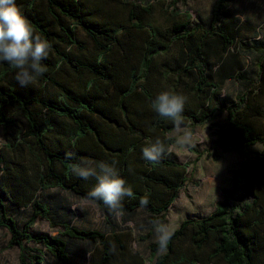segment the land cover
I'll list each match as a JSON object with an SVG mask.
<instances>
[{
	"label": "trees",
	"instance_id": "trees-1",
	"mask_svg": "<svg viewBox=\"0 0 264 264\" xmlns=\"http://www.w3.org/2000/svg\"><path fill=\"white\" fill-rule=\"evenodd\" d=\"M177 2L174 0L173 6ZM16 4L35 32L51 45L54 55L42 61L45 72L36 77L43 86L29 92L21 90L17 81L6 86L8 78L16 76V69L0 62V129L6 151L0 154L3 192L11 203L32 210L20 228L0 196V229L10 235L8 248L20 249V264H46V255L55 263L69 264L64 237L95 245L89 264H146L143 256L131 249V235L127 233L105 234L71 224H65L64 231L55 236H33L30 231L39 218L52 220L49 207L37 200L40 192L60 189L94 202L87 194L97 184L96 178L83 179L72 168L99 162L114 163L126 186L133 190V196L122 201L121 215L143 208L151 224L153 220L166 223L167 213L187 183L190 164L173 160L170 151L158 163L142 157V149L157 138L166 149L177 141L170 136L174 132L172 122L161 118L152 105L162 91H174L186 98L183 117L191 134L210 126L214 140L208 157L214 161L219 160L218 152L247 155L257 145L263 149L254 153L251 164L233 173L232 188L223 191L222 201L210 215L180 224L165 254L157 251V242L150 243V261L264 264V47L238 43L228 32L238 20L230 11L229 0H215L209 28H190L191 15L179 21L177 13H172L166 35L146 25L154 11L149 0H124L130 30H151V38L141 47L139 62L130 67L127 58L121 65L108 58L113 47L121 45L124 25L97 20V9L87 0H16ZM78 28L93 43L90 53L78 38ZM176 42L183 45L181 62L175 67L159 66L156 58L168 53ZM210 43H217L224 52L233 48L240 54L245 49L259 53L255 78L229 106L220 104L223 83L236 77L230 70H217L207 52ZM62 67L69 68L78 79V89L57 78ZM124 72L126 85L120 82ZM12 110L19 111L26 122L12 117ZM224 117L223 123H216ZM66 153L72 154L71 159ZM144 196L149 204L141 207L139 201ZM94 203L112 224L114 214L102 201ZM29 242L39 247H29Z\"/></svg>",
	"mask_w": 264,
	"mask_h": 264
},
{
	"label": "rangeland",
	"instance_id": "rangeland-1",
	"mask_svg": "<svg viewBox=\"0 0 264 264\" xmlns=\"http://www.w3.org/2000/svg\"><path fill=\"white\" fill-rule=\"evenodd\" d=\"M124 0H87L91 8H96V19L102 22H113L124 25L125 30L121 33V45L115 46L108 58L118 65H121L127 58V66H133L140 60L141 47L151 38L149 27L143 32L130 30L128 22V12L123 7ZM130 1V0H125ZM132 1V0H131ZM153 7V15L146 19V25L155 27L160 34L166 35L171 27L172 13H177L179 21H186L187 14L191 15L189 27L202 25L209 28L212 18V9L215 0H188L184 3L178 0L174 5V0H149ZM230 11L237 17V22L230 25L228 32L236 38V42L245 43L249 47H264V0H229ZM43 10L45 8L42 7ZM176 11V12H175ZM126 29H129L127 31ZM78 38L84 42L88 48V53L92 50L93 43L81 28L76 30ZM71 51L79 53L75 48ZM183 45L176 42L168 53L156 58L159 66L175 67L181 62L183 55ZM208 55L219 71H228L236 77L228 79L223 83L220 104L229 106L236 102L238 95L242 94L248 82L256 76V64L259 53L250 50H242L241 54L234 49L224 52L217 43H210L207 48ZM49 51L48 57H53ZM17 71V70H16ZM16 75V72H15ZM241 75V79L238 76ZM57 78L66 82L74 89L80 87L78 79L72 74L69 68L62 67L57 73ZM152 81V80H151ZM16 82L14 76L6 81V86ZM120 82L126 85L128 82L127 72L122 73ZM18 83V82H17ZM21 90L29 92L30 89L39 90L43 85L36 79ZM143 83L139 84L142 87ZM49 89L53 90L52 87ZM15 119L25 123L24 117L17 110L10 111ZM225 117L216 121L223 123ZM192 135V146L184 147L176 143L170 148V155L173 160L187 164V183L180 191L178 198L171 206L166 215V224L174 229L186 219H202L210 215L222 201L223 191L231 189L233 173L243 166H248L254 159V153L263 149L262 145H257L248 151L247 155L235 152H218L219 160L214 161L208 157L214 138L209 125L197 128ZM171 137L178 140V135L174 131ZM3 131L0 129V154L6 153L4 149ZM199 155V160H198ZM201 155V156H200ZM211 155V153H210ZM12 159L11 155H8ZM247 156V157H246ZM25 161H23L24 163ZM0 173V196L5 200L9 214L17 221L20 228H23L30 218L32 210L30 207H19L11 203L10 196L3 192ZM41 203L47 205L51 211L52 220L39 218L31 228L33 236L39 234L59 235L64 231L65 224H71L81 230H94L108 234L111 232L127 233L131 235L130 247L133 251L139 252L146 261L151 262L150 243H156V234L153 224L149 222L145 209L138 210L133 214L121 215L108 224L97 204L91 201L80 199L78 196L60 189H52L38 194ZM142 238L144 240H142ZM68 245L70 255L69 264H89L92 258V251L95 245L88 242L77 241L64 237ZM10 235L7 230L0 229V264H20V249L18 247L9 249ZM29 247H39L34 242L27 243ZM46 264L55 263L49 255H46Z\"/></svg>",
	"mask_w": 264,
	"mask_h": 264
},
{
	"label": "clouds",
	"instance_id": "clouds-1",
	"mask_svg": "<svg viewBox=\"0 0 264 264\" xmlns=\"http://www.w3.org/2000/svg\"><path fill=\"white\" fill-rule=\"evenodd\" d=\"M51 45L41 35L37 34L16 4V0H0V62H7L16 69V81L21 87L31 84L37 76L43 75L46 60ZM186 98L174 91H162L152 101L157 114L170 120L174 131L178 135L177 143L181 146H192V135L187 130L183 112ZM163 141L155 139L142 149V157L150 163H158L166 152ZM72 154L66 153V158L71 159ZM72 172L83 178L95 177L97 184L87 194L92 201H102L103 204L119 218L122 214V201L125 197H132L131 186H126V181L120 177L113 164L106 162L87 163L83 166L75 165ZM141 207L149 204L147 196L141 197ZM158 244L157 251L163 255L167 252L168 244L174 235L171 225L160 220L152 221Z\"/></svg>",
	"mask_w": 264,
	"mask_h": 264
},
{
	"label": "crops",
	"instance_id": "crops-1",
	"mask_svg": "<svg viewBox=\"0 0 264 264\" xmlns=\"http://www.w3.org/2000/svg\"><path fill=\"white\" fill-rule=\"evenodd\" d=\"M141 209H143V208H141ZM141 209H138V210H141ZM138 210H137V211H138ZM137 211H136V212H137ZM146 212H147V211H146ZM147 217H148V213H147ZM148 219H149V218H148Z\"/></svg>",
	"mask_w": 264,
	"mask_h": 264
}]
</instances>
